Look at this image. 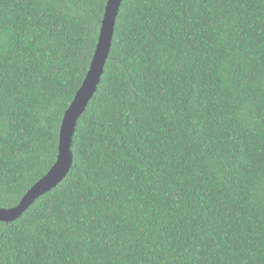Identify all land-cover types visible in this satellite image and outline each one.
Instances as JSON below:
<instances>
[{"label":"trees","instance_id":"trees-1","mask_svg":"<svg viewBox=\"0 0 264 264\" xmlns=\"http://www.w3.org/2000/svg\"><path fill=\"white\" fill-rule=\"evenodd\" d=\"M108 0H0V208L54 167ZM65 180L0 264H264V0H124Z\"/></svg>","mask_w":264,"mask_h":264},{"label":"water","instance_id":"water-1","mask_svg":"<svg viewBox=\"0 0 264 264\" xmlns=\"http://www.w3.org/2000/svg\"><path fill=\"white\" fill-rule=\"evenodd\" d=\"M123 1L108 0L107 2L97 48L89 72L70 108L65 112L60 130L57 162L48 174L26 193L16 207L0 208L1 223L9 224L19 220L38 199L60 185L69 174L74 163L72 146L77 123L101 84L111 53L117 18Z\"/></svg>","mask_w":264,"mask_h":264}]
</instances>
